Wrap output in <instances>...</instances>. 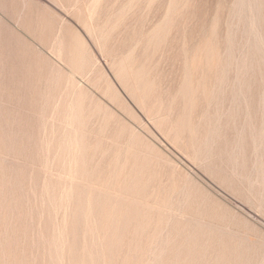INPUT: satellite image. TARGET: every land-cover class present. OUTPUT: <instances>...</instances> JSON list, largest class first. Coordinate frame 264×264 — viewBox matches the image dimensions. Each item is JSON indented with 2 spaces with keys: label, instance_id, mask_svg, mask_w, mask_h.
<instances>
[{
  "label": "rangeland",
  "instance_id": "obj_1",
  "mask_svg": "<svg viewBox=\"0 0 264 264\" xmlns=\"http://www.w3.org/2000/svg\"><path fill=\"white\" fill-rule=\"evenodd\" d=\"M263 40L264 0H0V264H264Z\"/></svg>",
  "mask_w": 264,
  "mask_h": 264
},
{
  "label": "bare ground",
  "instance_id": "obj_2",
  "mask_svg": "<svg viewBox=\"0 0 264 264\" xmlns=\"http://www.w3.org/2000/svg\"><path fill=\"white\" fill-rule=\"evenodd\" d=\"M144 1H145V0H144ZM257 2H258V1H257ZM91 3H92V2H91ZM246 3H247V2H246ZM97 5H98V3H97ZM25 6H26V5H25ZM75 7H76V6H75ZM94 9H95V8H94ZM38 11H39V10H38ZM168 14H169V13H168ZM95 17H96V16H95ZM94 19L96 20V18H94ZM100 19H101V18H100ZM97 20H98V18H97ZM249 20H250V19H249ZM167 22H168V21H167ZM252 25H253V24H252ZM95 34H96V33H95ZM98 34H99V33H98ZM158 34H159V33H158ZM209 35H210V34H209ZM97 36H98V35H97ZM254 36H255V35H254ZM59 37H60V36H59ZM98 37H99V36H98ZM98 37H97V38H98ZM211 37H212V36H211ZM159 38H160V37H159ZM262 38H263V37H262ZM55 39H56V38H55ZM202 39H203V38H202ZM206 39H207V37H206ZM212 39H213V38H212ZM57 40H58V39H57ZM136 40H137V39H136ZM148 40H149V39H148ZM255 40H256V39H255ZM102 41H103V40H102ZM259 41H260V40H259ZM263 41H264V40H263ZM216 42H217V41H216ZM198 43H199V42H198ZM262 43H263V42H262ZM133 44H134V43H133ZM214 44H215V43H214ZM260 44H261V43H260ZM147 45H148V44H147ZM101 46H102V45H101ZM101 46H100V47H101ZM106 46H107V45H106ZM197 46H198V45H197ZM53 47H54V46H53ZM58 47H59V46H58ZM63 47H64V46H63ZM214 47H215V46H214ZM216 47H217V46H216ZM208 49H209V47H208ZM57 50H58V49H57ZM215 50H216V49H215ZM215 50H214V52H216ZM88 51H89V50H88ZM198 51H199V50H198ZM204 51H205V50H204ZM211 51H212V50H211ZM217 52H218V51H217ZM191 53H192V52H191ZM210 53H211V52H210ZM62 54H63V53H62ZM92 54H93V53H92ZM103 54H104V53H103ZM121 54H122V53H121ZM129 54H130V53H129ZM202 55H203V54H202ZM92 56H93V55H92ZM128 56H129V55H128ZM191 56H193V55H191ZM62 58H63V57H62ZM84 58H85V57H84ZM84 58H83V59H84ZM92 58H93V57H92ZM94 58H95V57H94ZM137 58H138V57H137ZM65 59H66V58H65ZM95 59H96V58H95ZM118 59H119V58H118ZM193 59H194V58H193ZM84 60H85V59H84ZM202 60H203V59H202ZM97 61H98V60H97ZM207 62H208V60H207ZM207 62H206V63H207ZM210 62H211V60H210ZM263 62H264V61H263ZM98 63H99V62H98ZM143 63H144V62H143ZM143 63H142V64H143ZM121 64H122V63H121ZM89 65H90V64H89ZM97 65H98V64H97ZM137 65H138V64H137ZM139 65H140V64H139ZM139 65H138V68H139ZM50 66H51V65H50ZM54 66H55V65H54ZM56 66H57V65H56ZM83 66H84V63H83ZM111 66H112V65H111ZM207 66H208V65H207ZM52 67H53V66H52ZM50 68H51V67H50ZM54 68H55V67H54ZM54 68H53V69H54ZM85 68H86V67H85ZM85 68H84V69H85ZM99 68H100V67H99ZM133 68H134V67H133ZM203 68H204V67H203ZM53 69H52V70H53ZM58 69H61V68H58ZM115 69H116V68H115ZM121 69H123V66H122ZM131 69H132V68H131ZM102 70H103V69H102ZM136 70H137V69H136ZM136 70H135V71H136ZM84 71H85V70H84ZM97 71H98V70H97ZM100 71H101V70H100ZM115 71H116V70H115ZM115 71H114V72H115ZM120 71H121V70H120ZM120 71H118V72H120ZM131 71H132V70H131ZM135 71H134V72H135ZM141 71H142V70H141ZM144 71H145V70H144ZM51 72H52V71H51ZM59 72H60V71H59ZM103 72H104V71H102L101 74H103ZM118 72H117V74H118ZM52 74H53V72H52ZM52 74H51V75H52ZM55 74H56V71H55ZM93 74H94V72H93ZM95 74H96V72H95ZM53 75H54V74H53ZM53 75H52V77H53ZM56 75H57V74H56ZM59 75H60V76H59ZM59 75H58V76L61 77V74H59ZM96 75H97V74H96ZM137 75H138V74H137ZM49 76H50V75H49ZM100 76H101V75H100ZM102 76H103V75H102ZM127 76H128V75H127ZM50 77H51V76H50ZM50 77H49V79H50V81H51V78H50ZM56 77H57V76H56ZM118 77H119V75H118ZM68 78H69V77H68ZM103 78H104V76H103ZM106 78H107V81H108L109 76H107ZM142 78H143V77H142ZM74 79H75V78H74ZM95 79H96V78H95ZM95 79H94L93 81H96ZM97 79H98V78H97ZM135 79H136V77H135ZM140 79H141V76H140ZM47 80H48V79H47ZM54 80H57V79H54ZM58 80H59V79H58ZM75 80H76V79H75ZM207 80H208V79H207ZM212 80H213V79H212ZM69 81H70V80H69ZM102 81H103V80H102ZM111 81H112V79H111ZM124 81H126V80H124ZM209 81H210V80H209ZM44 82H45V81H44ZM91 82H92V81H91ZM108 82L110 83V85H111L112 88H115V87L113 86V83L110 82V80H109ZM135 82H136V81H135ZM138 82H139V81H138ZM50 83H51V82H50ZM69 83H70V82H69ZM106 83H107V82H106ZM139 83H141V82H139ZM52 84H55V83H52ZM58 84H59V83H58ZM103 84H104V83H103ZM114 84H115V83H114ZM72 85H73V84H72ZM81 85H82V83H81ZM98 85H99V84H98ZM98 85H97V86H98ZM110 85H109V87H110ZM199 85H200V84H199ZM130 86H131V85H130ZM46 87H47V86H46ZM48 87H49V85H48ZM99 87H100V86H99ZM106 87H107V85H106ZM128 87H129V86H128ZM50 88H51V87H50ZM77 88H78V87H77ZM101 88H104L105 90L107 89V88L102 87V86H101ZM129 88H130V87H129ZM129 88H128V89H129ZM145 88H146V87H145ZM51 89H52V88H51ZM55 89H56V88H55ZM55 89H54V90H55ZM60 89H61V88H60ZM68 89H69V88H68ZM115 89H116V88H115ZM117 89H118V88H117ZM52 90H53V89H52ZM56 90H57V89H56ZM64 90H65V89H64ZM76 90H77V89H76ZM101 90H102V89H101ZM107 90H108V89H107ZM109 90H111V88H110ZM118 91H119V90H118ZM118 91L116 90V93H118ZM132 91H133V90H132ZM198 91H199V90H198ZM200 91H201V90H200ZM204 91H205V90H204ZM56 92H57V91H56ZM102 92H103V91H102ZM114 92H115V91H114ZM126 92H127V91H126ZM49 93H50V92H49ZM67 93H68V92H67ZM78 93H79V92H78ZM89 93H90V92H89ZM119 93H120V92H119ZM198 93H199V92H198ZM240 93H241V92H240ZM112 94H113V92H112ZM120 94H121V93H120ZM199 94H200V93H199ZM201 94H202V93H201ZM208 94H209V93H208ZM55 95H56V94H55ZM69 95H70V94H69ZM90 95H91V94H90ZM106 95H107V93H106ZM114 95H115V94H114ZM131 95H132V94H131ZM146 95H147V94H146ZM204 95H205V94H204ZM262 95H264V94H262ZM46 96H48V95H45V97H46ZM49 96H50V94H49ZM61 96H62V95H61ZM140 96H141V95H140ZM239 96H240V95H239ZM76 97H77V96H76ZM91 97H92V96H91ZM109 97L111 98V94H110ZM109 97H108V98H109ZM113 97H114V96H113ZM141 97H142V96H141ZM144 97H145V96H144ZM185 97H186V96H185ZM243 97H245V96H243ZM263 97H264V96H263ZM92 98H93V97H92ZM95 98H96V97H95ZM95 98H94V99H95ZM117 98H118V97H117ZM199 98H200V96H199ZM201 98H202V97H201ZM59 99H60V98H59ZM61 99H62V98H61ZM68 99H69V98H68ZM162 99H163V98H162ZM202 99H203V98H202ZM226 99H227V98H226ZM262 99H263V98H262ZM51 100H52V97H51ZM110 100H111V99H110ZM114 100H116V99H114ZM151 100H152V99H151ZM151 100H150V101H151ZM200 100H201V99H200ZM207 100H208V98H207ZM235 100H236V99H235ZM60 101H61V100H60ZM94 101H97V100H94ZM98 101H99V99H98ZM121 101H123V96H122V100H121ZM121 101H120V102H121ZM148 101H149V100H148ZM150 101H149V102H150ZM156 101H157V100H156ZM181 101H182V100H181ZM50 102H51V101H50ZM56 102H57V100H56ZM81 102H82V101H81ZM120 102H119V104H121ZM152 102H153V101H152ZM45 103H46V102H45ZM76 103H77V102H76ZM92 103H93V102H92ZM95 103H96V102H95ZM103 103H104V102H103ZM125 103H126V102H125ZM147 103H148V102H147ZM150 103H151V102H150ZM150 103H149V104H150ZM179 103H180V102H179ZM263 103H264V102H263ZM58 104H60V103L58 102ZM72 104H73V102H72ZM97 104H98V103H97ZM97 104H96V105H97ZM127 104L130 105L129 103H127ZM154 104H155V103H154ZM76 105H77V104H76ZM94 105H95V104H94ZM104 105H105V103H104ZM104 105H103V106H104ZM125 105H126V104H125ZM159 105H160V104H159ZM167 105H168V104H167ZM169 105H170V104H169ZM203 105H204V104H203ZM262 105H263V104H262ZM58 106H59V105H58ZM64 106H65V105H64ZM107 106H108V105H107ZM123 106H124V105H123ZM152 106H153V105H152ZM173 106H174V105H173ZM181 106H182V105H181ZM230 106H231V105H230ZM48 107H49V106H48ZM53 107H54V106H53ZM69 107H70V106H69ZM77 107H78V106H77ZM77 107H75V108H77ZM87 107H88V106H87ZM94 107H95V106H94ZM94 107H93V108H94ZM97 107H98V106H97ZM126 107H127V105H126ZM144 107H145V106H144ZM202 107H203V106H202ZM59 108H60V107H59ZM79 108H80V107H79ZM102 108H103V107H102ZM106 108H107V107H106ZM106 108L104 107L103 109H106ZM123 108H124V107H122V110H123ZM162 108H163V107H162ZM200 108H201V107H200ZM68 109H69V108H68ZM70 109H71V108H70ZM80 109H81V108H80ZM94 109H96V107H95ZM94 109H93V110H94ZM107 109H108V108H107ZM125 109H126V108H125ZM174 109H175V108H174ZM253 109H254V108H253ZM76 110H77V109H76ZM93 110H92V111H93ZM109 110L111 111V109H109ZM126 110H127V109H126ZM130 110H131V109H130ZM130 110H128V113H129ZM161 110H162V109H161ZM179 110H180V109H179ZM201 110H202V108H201ZM256 110H257V109H256ZM42 111H44V110H42ZM54 111H55V110H54ZM78 111H79V110H78ZM107 111H108V110H106V111L104 110V112H107ZM124 111H125V110H124ZM150 111H151V110H150ZM156 111H157V110H156ZM168 111H170V110H168ZM229 111H230V110H229ZM263 111H264V110H263ZM134 112H135V111H134ZM166 112H167V110H166ZM180 112H181V110H180ZM182 112H183V111H182ZM42 113H43V112H42ZM75 113H76V112H75ZM90 113H91V111H90ZM107 113H108V112H107ZM109 113H110V112H109ZM155 113H156V112H155ZM195 113H196V112H195ZM195 113H194V114H195ZM201 113H202V112H201ZM201 113H200V114H201ZM53 114H54V112H53ZM70 114L73 115L72 111L70 112ZM83 114H84V113H83ZM93 114H94V112H93ZM98 114H99V113H98ZM112 114H114V113H112ZM164 114H165V113H164ZM179 114H180V113H179ZM179 114H178V115H179ZM62 115H63V114H62ZM65 115H66V114H65ZM68 115H69V114H68ZM68 115H67V116H68ZM72 115H71V116H72ZM154 115H155V114H154ZM173 115H174V114H173ZM178 115H177V116H178ZM262 115H263V114H262ZM71 116H70V117H71ZM73 116H74V115H73ZM80 116H81V114H80ZM96 116H97V115H96ZM163 116H164V115H163ZM45 117H46V116H45ZM52 117H53V116H52ZM76 117H78V116H76ZM83 117H84V115H83ZM131 117H132V116H131ZM199 117H200V116H199ZM74 118H75V117H74ZM116 118H117V117H116ZM118 118H119V117H118ZM132 118H134V117H132ZM139 118H140V117H139ZM156 118H157V117H156ZM172 118H173V117H172ZM183 118H184V117H183ZM261 118H262V117H261ZM263 118H264V117H263ZM66 119H68V118H66ZM77 119H78V118H77ZM79 119H80V117H79ZM81 119H82V118H81ZM94 119H95V118H94ZM97 119H98V117H97ZM119 119H121V118H119ZM154 119H155V118H154ZM173 119H174V118H173ZM195 119H196V118H195ZM252 119H253V118H252ZM68 120H69V119H68ZM75 120H76V119H75ZM138 120H139V119H138ZM171 120H172V119H171ZM175 120H176V119H175ZM49 121H50V120H49ZM63 121H64V119H63ZM66 121H67V120H66ZM90 121H91V119L89 120V122H90ZM107 121H108V120H107ZM124 121H125V120H124ZM194 121H195V120H194ZM263 121H264V120H263ZM67 122H68V121H67ZM69 122H70V120H69ZM76 122H77V121H76ZM78 122H79V121H78ZM81 122H83V121H81ZM136 122H137V120H136ZM177 122H178V121H177ZM73 123H74V122H73ZM113 123H114V122H113ZM115 123H116V122H115ZM117 123H118V122H117ZM119 123H120V122H119ZM160 123H161V122H160ZM170 123H171V122H170ZM182 123H183V122H182ZM185 123H186V122H185ZM67 124H68V123H67ZM95 124H96V123H95ZM102 124H103V122H102ZM106 124H107V123H106ZM39 125H41V124H39ZM43 125H44V124H43ZM47 125H48V124H47ZM128 125H129V124H128ZM50 126H51V125H50ZM53 126H54V125H53ZM69 126H70V125H69ZM74 126H75V125H74ZM79 126H80V125H79ZM115 126H117V125H115ZM169 126H170V125H169ZM177 126H178V125H177ZM184 126H185V125H184ZM192 126H193V125H192ZM197 126H198V125H197ZM242 126H243V125H242ZM42 127H43V126H42ZM48 127H49V126H48ZM98 127H99V125H98ZM112 127H113V126H112ZM87 128H88V127H87ZM89 128H90V127H89ZM89 128H88V129H89ZM95 128H96V127H95ZM115 128H116V127H115ZM117 128H118V127H117ZM130 128H131V127H130ZM133 128H134V127H133ZM159 128H160V127H159ZM165 128H166V127H165ZM165 128H164V129H165ZM180 128H181V127H180ZM65 129H67V128H65ZM98 129H99V128H98ZM100 130H101V129H100ZM121 130H122V129H121ZM178 130H179V129H178ZM192 130H193V129H192ZM194 130H195V129H194ZM66 131H67V130H66ZM69 131H70V130H69ZM69 131H67V132H69ZM72 131H73V130H72ZM101 131H102V130H101ZM134 131H135V130H134ZM169 131H170V130H169ZM187 131H188V129H187ZM196 131H197V129H196ZM73 132H74V131H73ZM96 132H97V131H96ZM122 132H123V131H122ZM165 132H166V131H165ZM180 132H181V131H180ZM260 132H261V131H260ZM64 133H66L65 130H64ZM80 133H81V132H80ZM94 133H95V132H94ZM97 133H98V132H97ZM131 133H134V132H131ZM167 133H168V132H167ZM176 133H177V132H176ZM206 133H207V132H206ZM68 134H69V133H68ZM74 134H75V133H74ZM102 134H104L103 131H102ZM117 134H118V133H117ZM126 134H127V133H126ZM241 134H242V133H241ZM261 134H262V133H261ZM66 135H67V134H66ZM77 135H79V134H77ZM90 135H91V134H90ZM99 135H100V133H99ZM121 135H123V134H121ZM190 135H191V134H190ZM257 135H258V134H257ZM57 136H58V134H57ZM67 136H69V135H67ZM75 136H76V135H75ZM94 136H95V135H94ZM111 136H112V135H111ZM183 136H184V135H183ZM188 136H189V134H188ZM237 136H238V135H237ZM64 137H65V136H64ZM71 137H72V135H71ZM105 137H106V136H105ZM114 137H115V136H114ZM132 137H133V136H132ZM134 137H136V136H134ZM173 137H174V136H173ZM184 137H185V136H184ZM254 137H255V136H254ZM61 138H62V136H61ZM66 138H67V137H66ZM66 138H65V140H64L63 138H62V139H63L64 141H66ZM69 138H70V137H69ZM179 138H180V137H179ZM181 138H182V135H181ZM189 138H190V137H189ZM263 138H264V136H263ZM62 139H61V140H62ZM70 139H72V138H70ZM73 139H74V138H73ZM97 139H98V138H97ZM261 139H262V138H261ZM78 140H79V139H78ZM80 140H81V138H80ZM88 140H89V139H88ZM114 140H115V139H114ZM183 140H184V139H183ZM42 141H43V140H42ZM67 141H68V138H67ZM70 141H71V140H70ZM70 141H69V142H70ZM81 141H82V140H81ZM131 141H132V140H131ZM170 141H171V140H170ZM177 141H178V140H177ZM181 141H182V140H181ZM187 141H189V140H187ZM261 141H263V140H261ZM43 142H44V141H43ZM71 142H72V141H71ZM91 142H92V141H91ZM105 142H106V141H105ZM108 142H109V141H108ZM183 142H184V141H183ZM62 143H63V142H62ZM62 143H61V144H62ZM134 143H135V142H134ZM141 143H142V142H141ZM187 143H188V142H187ZM191 143H192V142H191ZM65 144H66V143H65ZM67 144H68V143H67ZM67 144H66V145H67ZM73 144H74V143H73ZM111 144H112V143H111ZM132 144H133V142H132ZM177 144H178V143H177ZM177 144H176V145H177ZM181 144H182V143H181ZM256 144H257V143H256ZM260 144L263 145V143H260ZM51 145H52V144H51ZM68 145H69V144H68ZM68 145H67V147H69V146L71 145V143H70L69 146H68ZM127 145H128V144H127ZM144 145H145V144H144ZM183 145H184V144H183ZM188 145H189V144H188ZM59 146H60V145H59ZM63 146H64V145H63ZM180 146H181V145H180ZM256 146H257V145H256ZM61 147H62V146H61ZM71 147H72V146H71ZM104 147H105V146H104ZM106 147H107V146H106ZM112 147H113V144H112ZM138 147H139V145H138ZM189 147H190V146H189ZM261 147H262V146H261ZM64 148H65V146H64ZM88 148H89V147H88ZM95 148H97V147H95ZM119 148H120V147H119ZM180 148H181V147H180ZM239 148H240V147H239ZM69 149H71V148L69 147ZM72 149H73V148H72ZM102 149H103V148H102ZM120 149H121V148H120ZM128 149H129V148H128ZM138 149H139V148H138ZM145 149H146V147H145ZM187 149H188V147H187ZM196 149H197V148H196ZM60 150H61V149H60ZM65 150H67V149H65ZM99 150H100V149H99ZM114 150H115V149H114ZM123 150H124V149H123ZM192 150H194V149H192ZM70 151H72V150H70ZM112 151H113V150H112ZM185 151H186V150H185ZM237 151H238V150H237ZM64 152H65V151H64ZM67 152H68V151H67ZM94 152H95V151H94ZM98 152H99V151H98ZM103 152H104V151H103ZM181 152H182V151H181ZM44 153H45V152H44ZM44 153H43V154H44ZM62 153H63V152H62ZM62 153H61V154H62ZM65 153H66V152H65ZM104 153H105V152H104ZM104 153H103V154H104ZM112 153H113V152H112ZM112 153H111V154H112ZM118 153H119V152H118ZM183 153H184V152H183ZM190 153H191V151H190ZM192 153H193V152H192ZM197 153H198V152H197ZM138 154H139V153H138ZM188 154H189V153H188ZM188 154H187V156H190V157H191L192 154H189V155H188ZM65 155H66V154H65ZM147 155H148V154H147ZM184 155H185V154H184ZM48 156H49V155H48ZM91 156H93V155H91ZM91 156H90V157H91ZM106 156H107V155H106ZM123 156H124V155H123ZM90 157H89V158H90ZM111 157H112V156H111ZM42 158H43V157H42ZM54 158H55V157H54ZM68 158H69V155H68ZM99 158H100V157H99ZM99 158H98V159H99ZM134 158H135V157H134ZM191 158H192V157H191ZM252 158H253V157H252ZM110 159H111V158H110ZM96 160H97V159H96ZM200 160H201V159H200ZM64 161H65V160H64ZM103 161H104V160H103ZM112 161H114V160H112ZM131 161H132V160H131ZM204 161H205V160H204ZM260 161H261V160H260ZM105 162H106V161H105ZM105 162H104V163H105ZM115 162H116V161H115ZM53 163H54V162H53ZM53 163H52V164H53ZM123 163H124V162H123ZM93 164H95V163H93ZM124 164H125V163H124ZM138 164H139V163H138ZM91 165H92V164H91ZM122 165H123V164H122ZM263 165H264V164H263ZM50 166H51V165H50ZM53 166H54V165H53ZM115 166H116V165H115ZM128 166H129V165H128ZM128 166H127V167H128ZM94 167H96V165H95ZM203 167H204V166H203ZM91 168H92V167H91ZM102 168H103V167H102ZM106 168H107V167H106ZM254 168H255V167H254ZM98 169H99V168H98ZM112 169H113V168H112ZM128 169H129V168H128ZM259 170H260V168H259ZM109 171H110V170H109ZM113 171H114V169H113ZM134 171H135V170H134ZM213 171H214V170H213ZM213 171H212V172H213ZM71 172H72V171H71ZM98 172H99V171H98ZM118 172H119V171H118ZM255 172H256V171H255ZM104 173H105V171H104ZM110 173H111V171H110ZM65 174H66V173H65ZM116 174H118V173H116ZM127 174H128V173H127ZM250 174H251V173H250ZM51 175H52V174H51ZM101 175H102V174H101ZM139 175H140V174H139ZM215 175H217V174H215ZM65 176H66V175H65ZM104 176L106 177V175H104ZM187 176H188V175H187ZM54 177H55V176H54ZM63 177H64V176H63ZM97 177H98V176H97ZM129 177H130V176H129ZM218 177H219V176H218ZM252 177H253V176H252ZM46 178H47V177H46ZM94 178H95V177H94ZM100 178H102V177H100ZM112 178H113V177H112ZM119 178H120V177H119ZM124 178H125V177H124ZM124 178H123V180H124ZM134 178H135V177H134ZM95 179H96V178H95ZM95 179H94V181H95ZM107 179H108V178H107ZM109 179H110V178H109ZM116 179H117V178H116ZM187 179H188V178H187ZM217 179H218V178H217ZM43 180H44V179H43ZM58 180H59V179H58ZM58 180H57V181H58ZM73 180H74V179H73ZM113 181H114V179H113ZM58 182H59V181H58ZM60 182H61V181H60ZM106 182H107V180H106ZM106 182H105V183H106ZM97 183H98V182H97ZM109 183H110V182H109ZM122 183H123V182H122ZM128 183H129V182H128ZM146 183H147V181H146ZM45 184H46V183H45ZM55 184H56V183H55ZM117 184H118V183H117ZM263 184H264V183H263ZM93 185H94V184H93ZM102 185H103V184H102ZM146 185H147V184H146ZM55 186H56V185H55ZM108 186H109V185H108ZM108 186H106V188H107ZM96 187H97V186H96ZM128 187H129V186H128ZM128 187H127V188H128ZM138 187H139V186H138ZM260 187H261V186H260ZM52 188H53V187H52ZM54 188H55V187H54ZM143 188H144V187H143ZM72 189H73V188H72ZM115 189H116V188H115ZM118 189H119V187H118ZM158 189H159V188H158ZM52 190H53V189H52ZM159 190H161V189H159ZM249 190H250V189H249ZM114 191H115V190H114ZM151 191H152V190H151ZM53 192H54V191H53ZM121 192H122V191H121ZM128 192H129V191H128ZM133 192H134V191H133ZM162 192H163V191H162ZM252 192H253V191H252ZM51 193H52V192H51ZM51 193H50V194H51ZM143 193H144V192H143ZM151 193H152V192H151ZM153 193H154V192H153ZM157 193H158V192H157ZM159 193H160V192H159ZM44 195H45V193H44ZM99 195H100V194H99ZM246 195H247V194H246ZM261 195H262V194H261ZM45 196H46V195H45ZM161 196H162V195H161ZM164 196H165V195H164ZM49 197H50V196H49ZM56 197H57V196H56ZM72 197H73V196H72ZM80 197H81V196H80ZM105 197H106V196H105ZM151 197H152V196H151ZM156 197H157V196H156ZM87 198H88V197H87ZM148 198H149V197H148ZM152 198H153V197H152ZM157 198H158V197H157ZM97 199H98V198H97ZM97 199H96V201H97ZM103 199H104V198H103ZM153 199H154V198H153ZM87 200H88V199H87ZM100 200H101V199H100ZM117 200H118V199H117ZM154 200H155V199H154ZM169 200H170V198H169ZM47 201H48V200H47ZM59 201H60V200H59ZM92 201H93V200H92ZM107 201H108V199H107ZM115 201H116V200H115ZM115 201H114V202H115ZM155 201H156V200H155ZM157 201H158V200H157ZM247 201H248V200H247ZM50 202H51V201H50ZM50 202H49V203H50ZM87 202H88V201H87ZM110 202H111V201H110ZM112 202H113V201H112ZM152 202H153V201H152ZM49 203H47V205H48ZM89 203H90V202H89ZM92 203H93V202H92ZM162 203H163V202H162ZM74 204H75V203H74ZM74 204H73V205H74ZM140 204H141V203H140ZM165 204H166V203H165ZM106 205H107V204H106ZM110 205H111V204H110ZM157 205H158V204H157ZM161 205H162V204H161ZM171 205H172V204H171ZM51 206H52V205H51ZM61 206H62V205H61ZM119 206H120V205H119ZM146 206H147V205H146ZM82 207H83V205H82ZM44 208H45V207H44ZM59 208H60V207H59ZM142 208H143V207H142ZM52 209H53V208H52ZM72 209H73V208H72ZM77 209H78V208H77ZM101 209H102V208H101ZM101 209H100V211H101ZM117 209H118V208H117ZM130 209H131V208H130ZM171 209H172V208H171ZM81 210H82V209H81ZM147 210H148V209H147ZM152 210H153V209H152ZM161 210H162V209H161ZM47 211H48V210H47ZM96 211H98V210H96ZM116 211H117V210H116ZM49 212H50V211H49ZM124 212H125V211H124ZM126 212H128V211H126ZM148 212H149V211H148ZM61 213H62V212H61ZM82 213H84V212H82ZM116 213H117V212H116ZM135 213H136V211H135ZM158 213H159V212H158ZM104 214H106V213H104ZM150 214H152V213H150ZM150 214H149V215H150ZM86 215H87V214H86ZM118 215H119V214H118ZM123 215H124V214H123ZM164 215H165V214H164ZM110 216H111V215H110ZM79 217H80V216H79ZM108 217H109V216H108ZM80 218H81V217H80ZM84 218H86V217H84ZM115 218H116V217H115ZM115 218H114V219H115ZM118 218H119V217H118ZM157 219H158V218H157ZM170 219H171V218H170ZM107 220H108V219H107ZM125 220H126V217H125ZM129 220H131V219H129ZM162 220H163V219H162ZM52 221H53V220H52ZM95 221H96V220H95ZM119 221H120V220H119ZM136 221H137V220H136ZM116 222H117V221H116ZM153 222H154V221H153ZM155 222H156V221H155ZM161 222H162V221H161ZM56 223H57V222H56ZM64 223H65V222H64ZM126 223H127V222H126ZM165 223H166V222H165ZM65 224H66V223H65ZM82 224H83V223H82ZM145 224H146V223H145ZM147 224L150 225L149 223H147ZM154 224H155V223H154ZM156 224H157V223H156ZM112 225H113V224H112ZM115 225H117V224L115 223ZM134 225H135V224H134ZM134 225H133V227H134ZM137 225H138V224H137ZM79 226H82V225H79ZM96 226H97V225H96ZM131 226H132V225H131ZM83 228H84V227H83ZM139 228H140V227H139ZM143 228H144V227H143ZM147 228H148V227H147ZM199 228H201V227H199ZM109 229H110V228H109ZM124 229H125V227H124ZM151 229H152V228H151ZM159 229H160V228H159ZM80 230H81V229H80ZM87 230H88V229H87ZM118 230H119V228H118ZM144 230H145V229H144ZM152 231H153V229H152ZM155 231H156V230H155ZM108 232H109V231H107V233H108ZM114 232H116V231H114ZM144 233H145V232H144ZM65 234H66V233H65ZM138 234H139V233H138ZM151 234H152V233H151ZM59 235H60V234H59ZM146 235H147V234H146ZM152 235H153V234H152ZM150 236H151V235H150ZM150 236H149V237H150ZM138 237H139V236H138ZM171 237H172V236H171ZM80 238H81V237H80ZM160 238H161V237H160ZM53 239H54V238H53ZM72 239H73V238H72ZM152 239H153V238H152ZM170 239H171V238H170ZM55 240H56V239H55ZM64 240H65V239H64ZM70 240H71V239H70ZM72 241H73V240H72ZM51 242H52V241H51ZM70 242H71V241H70ZM186 242H187V241H186ZM201 242H202V241H201ZM61 243H62V242H61ZM65 243H66V242H65ZM147 243H148V242H147ZM51 244H52V243H51ZM54 244H55V243H54ZM68 244H69V243H68ZM160 244H161V243H160ZM206 244H207V243H206ZM61 245H62V244H61ZM147 245H148V244H147ZM149 245H150V244H149ZM180 245H181V244H180ZM194 246H195V245H194ZM52 247H53V246H52ZM54 247H56V246H54ZM61 248H62V247H61ZM150 248H151V247H150ZM51 249H52V248H51ZM62 249H63V248H62ZM64 249H65V248H64ZM155 249H156V248H155ZM170 249H171V248H170ZM180 249H181V248H180ZM52 250H53V249H52ZM152 250H153V249H152ZM49 252H50V251H49ZM63 253H64V252H62V254H63ZM56 254H57V253H56ZM62 254H61V255H62ZM64 255H65V254H64ZM64 255H63V256H64ZM206 255H207V254H206ZM232 255H233V254H232ZM68 256H69V255H68ZM60 258L62 259V257H60ZM68 259H69V258H68ZM153 259H154V258H153ZM156 259H157V258H156ZM164 259H165V258H164ZM215 259H216V258H215ZM215 259H214V260H215ZM149 260H150V259H149ZM228 260H229V259H228ZM232 260H233V259H232ZM50 261H51V260H50ZM55 261H57V260H55ZM59 263H60V262H59ZM176 263H177V262H176ZM53 264H54V263H53Z\"/></svg>",
  "mask_w": 264,
  "mask_h": 264
}]
</instances>
